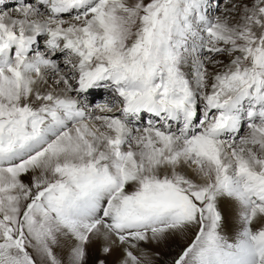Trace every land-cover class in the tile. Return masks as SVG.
<instances>
[{"label": "snow or ice", "instance_id": "1", "mask_svg": "<svg viewBox=\"0 0 264 264\" xmlns=\"http://www.w3.org/2000/svg\"><path fill=\"white\" fill-rule=\"evenodd\" d=\"M177 236L264 264V0H0V264Z\"/></svg>", "mask_w": 264, "mask_h": 264}, {"label": "rangeland", "instance_id": "2", "mask_svg": "<svg viewBox=\"0 0 264 264\" xmlns=\"http://www.w3.org/2000/svg\"><path fill=\"white\" fill-rule=\"evenodd\" d=\"M187 241L185 240L182 244L179 246H174L173 244L169 247L164 244V248L162 249L163 252L165 253L164 255L162 254H156L154 252L151 253L150 249H145L147 253H149L154 260V264H165L166 261H170L171 258L180 250L181 247H183L184 244H186Z\"/></svg>", "mask_w": 264, "mask_h": 264}, {"label": "bare ground", "instance_id": "3", "mask_svg": "<svg viewBox=\"0 0 264 264\" xmlns=\"http://www.w3.org/2000/svg\"><path fill=\"white\" fill-rule=\"evenodd\" d=\"M185 241V239L183 238V237H181V236H177V237H174V238H172L171 240H169L165 245H167V247H169V246H171L172 244L174 245V246H179L180 244H182L183 242ZM185 245V244H184ZM183 245V246H184ZM150 249L151 250V253L152 252H154V253H156L157 255L158 254H162V255H164L165 253L163 252V248H164V244H162V245H159V246H157V245H145L144 246V249ZM119 256H120V252H119V250H117L116 251V253H115V255H114V257H113V259L114 260H117L118 258H119Z\"/></svg>", "mask_w": 264, "mask_h": 264}]
</instances>
